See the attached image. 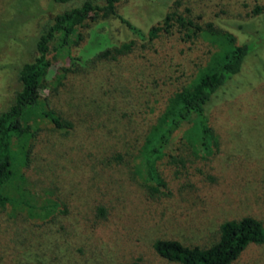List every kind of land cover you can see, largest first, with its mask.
I'll use <instances>...</instances> for the list:
<instances>
[{"label":"rangeland","instance_id":"1","mask_svg":"<svg viewBox=\"0 0 264 264\" xmlns=\"http://www.w3.org/2000/svg\"><path fill=\"white\" fill-rule=\"evenodd\" d=\"M90 1L104 5V0ZM81 4V0L67 4L0 0V112L10 106L20 89L18 71L33 60L41 28L57 14ZM263 5L264 0H121L116 5L117 13L140 29L143 38L116 17L101 16L92 23L88 16H76L74 21L85 20L71 37V55L65 49L51 47L49 67L40 79L39 102L24 115L23 126L31 137L12 139L14 177L3 191L6 200L0 210V264H94L95 247L84 224L92 217L95 205L123 197L131 177L138 178L134 173L138 168L135 156L166 99L195 80L206 63L200 64L201 59L207 61L211 54L234 44H247L251 51L239 74L229 79L207 106L215 145L206 153L198 143H187L191 154L212 161L217 184L204 197L180 195L185 199L180 209L151 216L146 233L150 241L176 240L185 246L207 248L217 242L219 226L227 220L251 215L264 225V9L253 12ZM171 11L177 12L185 28L178 24L172 34L149 38L151 28ZM130 43L134 51L129 54L96 60L101 53ZM118 62L123 63L121 68ZM70 71L75 77L77 73L84 75L76 85L93 89L88 96L93 114L99 98L102 107L117 110L106 125L126 134V143L134 144L135 150L130 157L133 173L122 170L82 177L65 170L70 174L63 178L70 200L65 209L57 203L52 185L37 179L46 156L37 144V135L46 139L50 134L54 145L62 149L66 146L77 151L83 144L84 138L70 140L64 132H56L55 136L52 123L41 113L44 106L64 118L73 111L78 115L84 112L77 105L63 112L55 100L57 91L66 88ZM106 76L112 85L102 98ZM75 120L73 126L82 130L79 120ZM191 130L186 127L180 137L186 139ZM88 140L83 144V158H87V152H97L96 138L90 134ZM26 151L27 161L33 162L29 172ZM107 153L102 152L98 159ZM50 204L57 206L44 208ZM156 264L173 263L159 260ZM234 264H264V245L250 246Z\"/></svg>","mask_w":264,"mask_h":264},{"label":"trees","instance_id":"2","mask_svg":"<svg viewBox=\"0 0 264 264\" xmlns=\"http://www.w3.org/2000/svg\"><path fill=\"white\" fill-rule=\"evenodd\" d=\"M74 1L79 0H52L55 4ZM81 1L79 7L57 14L50 24L41 28L35 42L33 60L24 63L18 71L20 89L15 93L10 106L0 112V210L6 200L3 191L14 177L12 139L31 137L28 128L23 126L24 115L39 102L40 79L49 67L51 47L54 46L56 50L65 49L69 56L71 55V37L76 27L85 20L74 21L75 17L88 16L92 23L101 16L116 17L133 33L144 37L140 29L117 13L116 5L121 0H104L103 6L90 0ZM263 9L264 5L257 6L253 12L258 13ZM175 12H169L158 26L151 28L148 37L153 39L160 33L172 34L178 24L185 28V24ZM208 26L212 29L211 24ZM131 46L133 43L115 48L113 52L105 51L98 55L96 60L107 59L109 56L112 60L123 57L132 50ZM250 51L251 48L247 44H234L221 53L211 54L207 61L205 58L199 61L200 64L206 63L195 80L166 99L164 109L156 118L151 133L137 151L135 158L138 168L134 170L135 172L130 164L135 145L126 143V134L110 130L106 125L117 110L109 106L102 107L99 98L95 103L98 105L97 110L93 114L91 112L93 103L88 101L93 89L76 85L77 81H82L81 77L84 75L77 73L75 77L74 72L67 73L70 80L66 88L57 91L55 97L57 105L63 112L66 108L70 111L74 105L79 106V110L84 112L78 115L77 111H73L68 119L44 106L41 113L52 123L55 136H58L56 132H64L70 140L79 141L80 138H84V142L87 143L89 135L92 134L98 142L95 147L97 152H87V158H83L84 142L78 146L77 151L66 146L62 149L54 145V139L50 134L44 140V135L38 133L37 144L40 143L42 154L45 151L46 155L42 158L43 164L39 166L37 175L39 182L50 183L57 203H61L66 209L70 200L69 193L63 188V178L69 177L70 174H80L84 177L88 173L101 172L104 175L124 170L134 172L138 176L131 177L122 198L96 204L92 217L86 220L84 228L94 244L97 256L94 264H156L159 260L173 264H234L250 246L264 245V225L251 215L223 222L219 226L217 242L207 248L185 246L176 240L150 241L146 233L151 216H156L159 212L167 214L173 209V211L180 209L181 203L185 200L180 195L191 193L204 197L206 192L213 191L212 188L218 179L213 174L215 169L212 167V161L199 159L191 154L187 143L194 141L206 153L212 151L215 140L209 124L207 106L218 90L229 79L239 74ZM117 65L121 68L123 63L118 62ZM107 73L111 74L110 71ZM104 82L106 87L101 90L102 98L109 93V86L112 85L109 76H106ZM74 120H79L82 130H77L73 126ZM188 126L192 130L184 139L180 136ZM36 134L33 133L34 137ZM49 143L53 144L48 147ZM119 148L121 152L118 151ZM105 151L108 153L99 160L98 156ZM63 154L69 155L70 158L67 159ZM25 157L29 172L33 162L27 161V151ZM65 170L70 174L65 173ZM55 206L57 204H50L44 208Z\"/></svg>","mask_w":264,"mask_h":264}]
</instances>
